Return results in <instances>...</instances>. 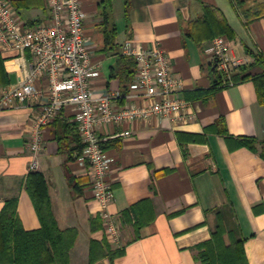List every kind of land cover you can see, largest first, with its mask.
Wrapping results in <instances>:
<instances>
[{"label": "crops", "instance_id": "obj_1", "mask_svg": "<svg viewBox=\"0 0 264 264\" xmlns=\"http://www.w3.org/2000/svg\"><path fill=\"white\" fill-rule=\"evenodd\" d=\"M8 1L22 27L49 22L48 0ZM80 1L92 63L99 68V75L91 80L95 95L114 91L120 98L113 105L126 102L118 59L124 44L130 41L163 49L171 76L180 82L177 96L189 105L187 120L182 122L153 117L99 128L102 148L112 159L108 180L114 201L110 211L120 228L118 244L110 243L103 226L93 230L92 221L99 218L98 206L87 165L80 161L81 156L67 160L58 152L55 130L64 122L75 123L74 110L65 107L56 121L43 128L44 147L37 171L47 182L58 228L77 231L69 264H89L91 240L105 239L112 252L123 253L113 260L99 258L92 264H198L192 248L211 238L218 215L228 229L245 239L248 264H264V160L247 148L230 150L222 136L206 132L223 117L231 136L256 138L261 149L264 106L259 104L251 81L234 82L205 100L187 98V93L210 90L216 75L209 51L211 41L206 38L208 30L201 28L203 6L218 8L234 30L235 38L228 41L231 55L241 67L253 61L245 54L244 44L264 56V17L247 24L232 0H127V8L125 0H110V9L108 0ZM253 6V2L247 3L248 9ZM106 8L109 28L114 25L117 29L116 50H103ZM32 64L29 53L0 51V93L19 84ZM240 71L235 70L233 77ZM260 72L256 67L244 75ZM33 86L38 93L36 99L0 111V212L6 200L17 198V214L26 231L41 226L25 181L31 172L28 142L35 117L49 99L48 76L39 75ZM136 103L143 104L141 100ZM189 135L199 140L190 141ZM66 136L68 149H72L75 144L69 131ZM69 176L76 189L69 184ZM136 206L145 221L138 230V217L133 214Z\"/></svg>", "mask_w": 264, "mask_h": 264}, {"label": "built area", "instance_id": "obj_2", "mask_svg": "<svg viewBox=\"0 0 264 264\" xmlns=\"http://www.w3.org/2000/svg\"><path fill=\"white\" fill-rule=\"evenodd\" d=\"M48 8L50 19L47 24L22 27L10 1L0 0V51L29 53L33 59L24 79L0 93V111L36 99L38 93L33 80L42 74L48 76L49 99L39 108L28 142L32 158L30 171L39 169L38 157L44 147L43 128L50 125L65 107H72L84 145L80 161L90 172L98 217L110 243L118 244L120 228L110 211L114 201L108 180L112 159L102 148L99 128L153 117L182 122L187 120L189 103L177 96L180 82L171 76L169 59L163 49L158 45L146 48L130 41L124 44L122 54L134 59L136 76L125 96L126 102L121 106L113 105L120 98L114 91L95 95L91 80L99 75V68L93 65L87 45L81 1L48 0ZM209 51L223 87L234 85L233 73L240 67V62L231 55L228 39L214 38ZM137 100L143 104H137Z\"/></svg>", "mask_w": 264, "mask_h": 264}, {"label": "trees", "instance_id": "obj_3", "mask_svg": "<svg viewBox=\"0 0 264 264\" xmlns=\"http://www.w3.org/2000/svg\"><path fill=\"white\" fill-rule=\"evenodd\" d=\"M234 9L246 18L247 24L264 17V0H232ZM253 2L255 6L247 8V3ZM128 1L125 0L127 8ZM110 9V0H108ZM104 20V51L116 50L115 39L117 29L114 25L109 28V12L106 8L103 11ZM201 28L208 30L207 40L212 41L216 37H225L228 40L235 38V32L221 15L218 8L213 6H203V14L200 19ZM246 55L252 58V63L247 66H240V73L233 77V81H251L255 88L257 100L264 106V56L258 50L243 45ZM118 66L122 71L118 75L121 77L125 92L128 93L129 86L136 74V65L134 59L120 54ZM260 68L259 74L244 73L253 68ZM215 70V68H214ZM215 79L210 90L205 92L187 93V98L191 100H205L213 95L215 91L225 88L221 79L215 70ZM126 93V94H127ZM190 95V96H189ZM56 121V120H55ZM64 122V121H63ZM67 131L71 136V141L75 146L68 149ZM206 132L222 136L229 149L247 148L252 152L259 153L264 160V143L261 144L253 137L231 136L226 128L225 119L220 117ZM58 152L65 154L67 160H76L82 155L84 145L81 142L77 131L76 123H65L61 128L55 130ZM190 141H197L199 138L195 135L188 136ZM69 184L76 189L77 185L72 177L69 176ZM25 190L27 191L35 212L40 221V228L37 230L26 231L17 214V198H11L5 201V205L0 212V264H69V253L74 246L77 231L75 229L60 230L54 218L51 203L48 195V186L45 178L38 171L30 172L25 181ZM140 205V204H139ZM255 212H258L256 208ZM133 214L138 217L135 228L138 230L145 221L137 214V206ZM94 223L96 224L94 226ZM93 230L102 229V221L96 218L92 221ZM244 238H239L235 231L228 229L221 217L217 216V224L212 231L211 238L208 241L200 243L192 248L194 259L198 264H248L244 250ZM122 251L112 252L109 248L107 239L102 241L91 240L89 264L97 259L108 256L110 260L121 255Z\"/></svg>", "mask_w": 264, "mask_h": 264}]
</instances>
